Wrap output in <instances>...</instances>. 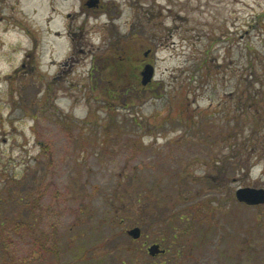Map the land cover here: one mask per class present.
<instances>
[{
  "label": "rangeland",
  "instance_id": "rangeland-1",
  "mask_svg": "<svg viewBox=\"0 0 264 264\" xmlns=\"http://www.w3.org/2000/svg\"><path fill=\"white\" fill-rule=\"evenodd\" d=\"M97 1L0 0V264H264V0Z\"/></svg>",
  "mask_w": 264,
  "mask_h": 264
},
{
  "label": "water",
  "instance_id": "water-1",
  "mask_svg": "<svg viewBox=\"0 0 264 264\" xmlns=\"http://www.w3.org/2000/svg\"><path fill=\"white\" fill-rule=\"evenodd\" d=\"M98 3L97 0H88L86 3L87 6L95 7ZM154 76V67L152 65H146L144 69L141 72V78H142V85H146L147 83H150ZM235 199L239 203H243L248 206H257L264 204V189L262 188H239L235 192ZM127 234L132 239H138L140 237V230L139 228H133L129 231H127ZM147 253L149 256H156L158 254L164 253L163 249H160L158 244H153L147 249Z\"/></svg>",
  "mask_w": 264,
  "mask_h": 264
},
{
  "label": "flooded vegetation",
  "instance_id": "flooded-vegetation-1",
  "mask_svg": "<svg viewBox=\"0 0 264 264\" xmlns=\"http://www.w3.org/2000/svg\"><path fill=\"white\" fill-rule=\"evenodd\" d=\"M164 251H165V252H164L163 254H166V253H167V250L165 249Z\"/></svg>",
  "mask_w": 264,
  "mask_h": 264
}]
</instances>
